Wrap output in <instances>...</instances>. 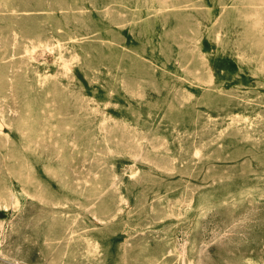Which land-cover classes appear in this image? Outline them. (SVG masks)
<instances>
[{
    "label": "rangeland",
    "instance_id": "1",
    "mask_svg": "<svg viewBox=\"0 0 264 264\" xmlns=\"http://www.w3.org/2000/svg\"><path fill=\"white\" fill-rule=\"evenodd\" d=\"M0 264H264V0H0Z\"/></svg>",
    "mask_w": 264,
    "mask_h": 264
}]
</instances>
